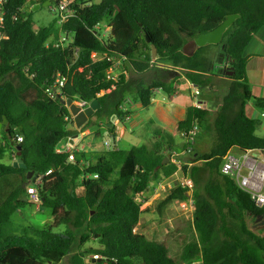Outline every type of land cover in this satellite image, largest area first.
I'll return each instance as SVG.
<instances>
[{
    "label": "trees",
    "instance_id": "1",
    "mask_svg": "<svg viewBox=\"0 0 264 264\" xmlns=\"http://www.w3.org/2000/svg\"><path fill=\"white\" fill-rule=\"evenodd\" d=\"M24 1H11L4 24L8 39L0 44V123L6 119L0 131V157L9 152L16 160L20 146L26 165L19 169L13 163L0 164V179L21 177L20 185L13 186L0 204V264H59L68 256L70 264H264V230L256 232L248 224L264 209L220 172L228 151L254 150L264 156V137L256 134L258 122L245 113L249 102L264 109V99L251 94L244 56L253 37L264 30V0H75L73 15L61 28L55 19L34 26L28 13H18ZM13 14L18 15L16 21L9 18ZM231 15L238 18L219 44L197 48L192 56L184 54L187 43ZM103 23L109 33L99 40L91 31ZM61 32L73 42L56 49L52 41ZM117 63L119 75L108 78ZM223 63L228 64L225 71L217 67ZM230 68L232 76L226 74ZM58 76L66 83L51 99L46 89ZM181 76L202 92L225 89L213 113L188 106L172 133L154 131L157 142L151 148L74 152L72 162L68 154L55 152L59 142L87 130L92 118L104 120L111 136L113 127H107L111 117L123 123L130 114L121 109L125 97L148 108L154 90L173 95ZM67 99L97 100L100 107L80 129H71L73 118L62 103ZM194 125L199 134L181 169L194 184L190 221L194 238L187 243L178 231L170 232L168 240L182 245L179 255L173 256L165 243L134 230L150 185L177 170L171 162L161 165L163 159L186 149L181 134ZM206 136L212 144L201 152ZM28 172L34 173L31 180ZM36 176H42L40 206L51 211L52 222L44 229H20L11 218L20 207L32 204L21 196ZM187 191L175 186L158 209L187 199ZM91 240L98 247L83 248Z\"/></svg>",
    "mask_w": 264,
    "mask_h": 264
},
{
    "label": "crops",
    "instance_id": "2",
    "mask_svg": "<svg viewBox=\"0 0 264 264\" xmlns=\"http://www.w3.org/2000/svg\"><path fill=\"white\" fill-rule=\"evenodd\" d=\"M244 56L247 59L246 79L249 83L251 94L256 98L264 99V30H261L253 37L245 49ZM97 58L98 56L96 55L95 59ZM113 70L114 69L109 71L110 75H112ZM119 73L120 72H118L117 76ZM194 86V84L181 76L175 84V93L173 95L168 96L163 93L164 96H167V100L156 98V90H154L151 104L148 108H143L140 102L131 96L125 97L121 109L123 111H129L130 114L125 118L124 122H119L115 125L114 120L118 118L115 116L111 117L110 123L111 127H113V134L104 142L100 140V136L103 133L107 134L105 129L101 128L104 124V120L98 122L96 126L75 135V137L77 136L76 152L87 154L105 151V144L109 141L111 143V148L116 146L118 149L122 150H129L132 147L141 145H153L157 142L154 137V131L156 129L162 130L165 133H172L175 125L184 120L186 108L188 106H193V102L196 98L193 95ZM203 92L199 89L200 94L197 99L206 104V110H209L208 102L202 98ZM245 113L249 118L258 122L256 129L257 136L264 137V109L258 108L253 103L249 102L245 106ZM69 128H71V126H69ZM74 129L76 128L74 127ZM128 140L129 149H123ZM1 144L0 142V145ZM64 145L60 148L63 149ZM9 154V152H6L0 157V159L3 158V161H6L4 165H9L14 162V158L9 160ZM183 158L187 157L183 156ZM172 160L173 159L170 158L169 162L172 163ZM172 179L174 178L171 177L165 181ZM18 180L19 178H14L9 182L14 185L16 181L19 182ZM149 188V192L144 196V200L140 207L141 213L139 222L134 232L145 236L148 240L165 243L171 254L177 256L182 249V245L176 241L168 240L167 236L170 232L176 230L181 237H185V241L188 243L184 231V225H186L188 221L180 217L176 204L177 200L158 209L159 204L167 198L171 191L164 193L158 188L157 184L154 183ZM188 196H192V191L187 193V197ZM21 198L27 201L29 200L27 194H23ZM15 214H17V212ZM156 215L160 217V221L156 219Z\"/></svg>",
    "mask_w": 264,
    "mask_h": 264
},
{
    "label": "built area",
    "instance_id": "3",
    "mask_svg": "<svg viewBox=\"0 0 264 264\" xmlns=\"http://www.w3.org/2000/svg\"><path fill=\"white\" fill-rule=\"evenodd\" d=\"M12 0H0V44L2 41L7 40L8 36L4 31V24L9 16L10 4ZM49 1V6L47 9L56 20V24L59 28L62 27L73 15V9L71 8L75 0H25L23 5L18 9L20 15L26 14L32 10L37 5H42L43 2ZM10 20L16 21L18 18L17 14L10 15ZM97 24L94 29L91 31L99 40H103L108 37L109 30L106 26ZM53 46L56 49H65L73 42V38L68 34L61 32L57 39L53 40ZM96 57V54L93 55ZM154 60V59H153ZM163 66V65H161ZM220 70L225 71L228 68L227 63H223L218 67ZM112 70V69H111ZM109 70V71H111ZM109 71L107 72V77L116 79V76L110 75ZM66 79L58 76L55 79V82L52 87L46 89L48 97L51 99L55 98L56 95L60 94V89L65 85ZM193 95L196 97L193 102V107L201 110H206V104L200 102L197 97L199 96V89L194 86ZM77 105L81 108H85L89 103L84 101H77ZM115 125L119 123V120H114ZM199 134V128L197 125H194L189 131L181 134V137L186 143V149L181 152V154H173L170 158L173 159L172 163L176 165L177 170L171 176L174 179L165 181L168 178L160 180L157 184L164 193L172 191L175 186H180L186 188L188 192L193 191L194 184L193 182L185 177L181 173L182 166L184 165L183 156H188L192 153L193 147L195 144V138ZM76 137H68L65 141L64 148L61 149L57 147L55 152L57 154H68V160L74 161V152H76ZM22 138H17V143H21ZM106 150H110L111 146L109 143L105 144ZM88 165V163H85ZM194 165V163L189 164ZM50 172V171H49ZM221 174L231 177L238 188L243 192L247 193L250 199L253 201L257 208L264 209V156L260 155L257 151H247L240 153L238 155L233 154L232 151H228L225 156L222 158V164L220 169ZM169 177V178H171ZM94 179L97 178V175L93 176ZM42 184V176H36L33 179V184L27 187V195L29 201L36 205L37 208L40 206V196L38 193V187ZM165 186V188H164ZM178 213L180 217L186 221H191L193 218V213L195 210L194 201L192 196H188L185 200L176 201ZM93 259H98V256H93ZM190 264H201V261H195Z\"/></svg>",
    "mask_w": 264,
    "mask_h": 264
},
{
    "label": "rangeland",
    "instance_id": "4",
    "mask_svg": "<svg viewBox=\"0 0 264 264\" xmlns=\"http://www.w3.org/2000/svg\"><path fill=\"white\" fill-rule=\"evenodd\" d=\"M31 21L33 23L34 26L36 27H41V26H46L49 22H51L54 19V15H52V13L49 12V10L46 8H40L36 11H29L28 12ZM102 25V29L104 28V23L101 24ZM113 76H117L118 72H120V65L117 63L114 68H113ZM215 73V70L213 71ZM225 92V89L222 90H218V91H211V90H205L203 92V96L202 98L205 99L208 102V109L211 113H213L217 108V104L219 102L218 98ZM155 97L158 99H164L167 100V96H164L163 92H161V90H156L155 91ZM163 97V98H162ZM92 125H90V127L88 128H92L94 126H96L98 124V122L92 118ZM71 128L74 129L75 127V123L73 121L72 124H70ZM101 128L103 129L104 126L102 125ZM75 137V136H74ZM109 136L105 133H103L100 136V140L102 142H104L106 139H108ZM66 140H63L61 142H59L58 147H62L65 144ZM204 142H202V144L200 145L199 149L201 152H205L208 151L211 147L212 144V140L210 137H205L203 139ZM109 143V145L111 146L110 141L107 142ZM129 140L126 141V145L123 147V149H129ZM152 145V144H151ZM150 144L148 145V147L151 146ZM17 152V151H16ZM233 154H240L238 151H232ZM17 156V155H16ZM12 158H14V155L12 153L9 154V160H12ZM3 158L0 159V163L1 164H6V161L2 160ZM17 160V159H16ZM14 159V162L16 161ZM13 162V163H14ZM13 165V164H12ZM28 174V173H27ZM14 178H19V182L21 181V177L20 176H15V177H2L0 179V204L2 202H4V200L7 198V196L10 194V191L12 190L13 186H17V184L20 185L19 182L16 181L15 185L11 184L12 179ZM9 183V184H8ZM8 184V185H7ZM153 185V184H151ZM150 185V186H151ZM146 195V194H145ZM22 200H25L23 198H21ZM143 202V200H142ZM142 205V203H141ZM39 208H37L36 205H32V204H26L23 207H20L16 212L17 214H14L11 218V221L13 224H15L17 227H19L20 229H22L23 227H32V228H36V229H44L46 227H48L52 220H51V211L47 208H43L41 206H38ZM15 212V213H16ZM156 219L160 221V217L158 215H156ZM249 227L258 232L261 229V225H260V221L259 223H252V221H248ZM183 226V225H182ZM184 231L186 233V239L188 241H192L194 238V231L192 229V225L191 222L188 221L186 223V225H184ZM57 232H61L62 229H57ZM264 235V232L262 233ZM88 247H93V248H97V244L91 240L87 245H85L83 248H88ZM82 248V249H83ZM59 264H70V260H69V256L66 257L65 259H63Z\"/></svg>",
    "mask_w": 264,
    "mask_h": 264
},
{
    "label": "water",
    "instance_id": "5",
    "mask_svg": "<svg viewBox=\"0 0 264 264\" xmlns=\"http://www.w3.org/2000/svg\"><path fill=\"white\" fill-rule=\"evenodd\" d=\"M49 6V1H45L42 3V5H37L34 7L33 11H36L40 8H46ZM238 18L237 15H231L228 16L223 23L217 27L216 29L200 35L196 37L193 41H190L187 43L183 49V52L186 56H192L197 48L204 47L206 45H217L221 42L224 33L226 32L227 28L230 27L234 21ZM148 41V40H147ZM156 57V49L154 46H152V58L154 59ZM228 76L233 75V70L230 68V70L226 73ZM62 103L65 104V106L68 108L73 121L75 123V128L78 130L80 129L90 118L94 116V113L96 110L100 107L99 103L97 100L91 101L87 107L81 108L79 105H77L76 102H74L71 99L63 100ZM6 123V119H3V122L0 123V131L2 129V126ZM108 128H111V123L108 124ZM16 155H17V160L13 163L14 168H19V169H26V165L22 162L21 158V148L20 146L16 147ZM170 154H167L166 157L163 159L161 165L168 164L170 161ZM33 172H28L27 174V180H31L33 176ZM263 219L260 224L264 223V214L261 216H258L257 219L255 220L256 222H259L260 219ZM262 230H264V226L261 227Z\"/></svg>",
    "mask_w": 264,
    "mask_h": 264
},
{
    "label": "flooded vegetation",
    "instance_id": "6",
    "mask_svg": "<svg viewBox=\"0 0 264 264\" xmlns=\"http://www.w3.org/2000/svg\"><path fill=\"white\" fill-rule=\"evenodd\" d=\"M260 222H262V221H260ZM252 223H256V221L255 220H252ZM260 225H261L260 227H263L264 226V223L263 224L261 223Z\"/></svg>",
    "mask_w": 264,
    "mask_h": 264
}]
</instances>
